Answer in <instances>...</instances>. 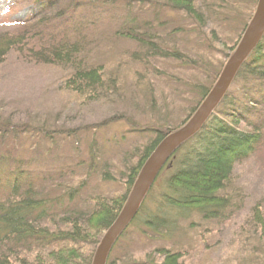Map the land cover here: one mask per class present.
<instances>
[{
    "label": "rangeland",
    "instance_id": "1",
    "mask_svg": "<svg viewBox=\"0 0 264 264\" xmlns=\"http://www.w3.org/2000/svg\"><path fill=\"white\" fill-rule=\"evenodd\" d=\"M55 2L1 0L0 30L16 34L24 21L51 17L68 0ZM128 3L138 12L132 16L147 21L152 28L157 23L161 42L175 47L188 63L195 60L198 67L202 64L201 69L175 60H157L147 70L140 67L142 80L136 82L127 72L116 94L93 101L64 88L68 70L26 61L23 54L12 51L0 63V126L11 125L3 146L13 149L16 155L32 156L37 173L47 177L44 183L36 184L39 192L48 193L50 177L53 181L59 173L72 182L71 186L84 182L85 187L72 203L81 211H89L85 204L89 197L123 194L127 172L124 165L136 163L137 155L152 137L151 129L165 125L174 128L186 118L197 101L190 86L207 85L213 73L221 72L226 47L238 39L254 7L253 0H194L204 20L200 31L178 12H159V17L154 18L150 6L159 9L161 0H117L106 7L78 8L69 17L76 22H94L88 30L97 43L95 51L91 48L93 58L102 56L105 64H114L133 49L131 41L114 36L122 28ZM56 26L61 24L56 22L53 27ZM175 28L180 31L172 34ZM236 87L233 83L229 92L235 94ZM112 117L120 119L106 122ZM240 127L250 129L245 123ZM42 130L49 134L45 136ZM89 147L95 153L97 166L86 177ZM170 167L171 164L153 188L146 215L156 209L153 199L161 191V182ZM106 173L112 180L102 178ZM51 193L55 195L60 190ZM229 195L233 205L222 217L209 221L194 213L177 217L176 231L171 236L163 232L167 237L161 238L133 224L111 253L110 261L161 264L164 257L160 252L168 251L179 254L180 264H264V143L234 165ZM257 216L263 225L256 221Z\"/></svg>",
    "mask_w": 264,
    "mask_h": 264
},
{
    "label": "trees",
    "instance_id": "2",
    "mask_svg": "<svg viewBox=\"0 0 264 264\" xmlns=\"http://www.w3.org/2000/svg\"><path fill=\"white\" fill-rule=\"evenodd\" d=\"M116 1L68 0L65 7L51 17L24 21L21 31H16V34L0 30V63L12 51L23 54L26 61L68 70L64 88L83 99L93 101L116 94L127 72L136 82L142 80L140 67L147 70L150 63L157 60H175L193 69H201L202 64L198 67L195 60L188 63L184 54L161 42L163 39L156 31L159 26L157 23L152 28L147 21L132 16L138 12L133 11L130 3L126 6L122 28L114 36L120 37L122 41H131L133 49L127 50L126 58H119L114 64H105L102 56L93 58L91 48L95 51L97 43L88 30L94 22L78 19L79 23L69 15L78 8L91 5L92 8L98 5L106 7V4H114ZM257 1L253 0V10L238 39L226 47V58L221 67L237 45L255 11ZM161 2L159 9L150 6L154 18L159 17V12H178L192 20L200 31L204 20L194 0ZM56 22L61 26L53 27ZM40 25L44 26L40 28ZM179 31V28H175L172 34ZM219 72L212 74L207 85L198 83L190 86L197 95V101L180 124L174 128L165 125L151 129L152 137L137 155L136 163L124 165L127 172L124 175L123 194L112 198L89 197L85 200L89 211H81L72 206L85 183L71 186L72 182L62 173L56 174L53 181L50 177L48 193L39 192L36 184L44 183L47 177L37 173L32 156L16 155L13 149L3 146L11 125H1L0 264H92L100 240L118 217L145 161L166 134L178 130L194 114L216 82ZM233 83L237 84L234 90L236 93L227 91L202 129L181 145L161 169L137 214L114 242L106 264H116V261H110V255L133 224L163 238L174 234L177 217L186 218L194 213L202 220L209 221L222 217L232 207L229 188L234 165L251 156L264 143V36L239 69L231 86ZM115 119L120 118L112 117L106 122L113 123ZM242 123L250 128L249 131L241 129ZM41 132L45 136L49 134L44 130ZM94 155L89 147L86 177L97 166ZM169 164L170 173L164 177L161 191L153 199L156 209L146 215L149 196ZM102 178L112 180L107 173ZM55 189L60 190V193L53 195L51 192ZM257 219L263 225L261 217L257 216ZM163 232H167V235ZM160 253L164 257L161 264H180L179 254L168 251Z\"/></svg>",
    "mask_w": 264,
    "mask_h": 264
},
{
    "label": "water",
    "instance_id": "3",
    "mask_svg": "<svg viewBox=\"0 0 264 264\" xmlns=\"http://www.w3.org/2000/svg\"><path fill=\"white\" fill-rule=\"evenodd\" d=\"M263 5L264 0L257 1L255 11L237 45L224 63L216 82L194 114L178 130L166 134L145 161L118 217L100 240L92 264H106L114 242L137 214L141 203L161 169L181 145L202 129L225 97L239 69L264 36Z\"/></svg>",
    "mask_w": 264,
    "mask_h": 264
},
{
    "label": "bare ground",
    "instance_id": "4",
    "mask_svg": "<svg viewBox=\"0 0 264 264\" xmlns=\"http://www.w3.org/2000/svg\"><path fill=\"white\" fill-rule=\"evenodd\" d=\"M263 8H264V5H263Z\"/></svg>",
    "mask_w": 264,
    "mask_h": 264
}]
</instances>
